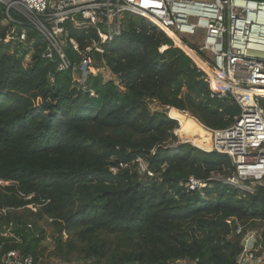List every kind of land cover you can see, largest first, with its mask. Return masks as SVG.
<instances>
[{"label":"trees","instance_id":"trees-1","mask_svg":"<svg viewBox=\"0 0 264 264\" xmlns=\"http://www.w3.org/2000/svg\"><path fill=\"white\" fill-rule=\"evenodd\" d=\"M4 20L0 4V181L10 182L0 184V264L11 250L37 264L44 221L55 229L51 257L60 264H238L247 231L260 229L264 253V185L248 194L212 179L233 173L231 158L193 143L172 150L176 112L149 108L187 112L208 129H225L240 114L184 51L128 15L127 30L104 45L103 66L116 79L93 74L78 85L72 70L42 58L34 33L24 67L27 52L11 51ZM68 30L82 49L99 40L88 24ZM67 55L80 60L73 49ZM139 158L153 177L139 176ZM119 163L127 168L113 174ZM191 177L207 186L189 190Z\"/></svg>","mask_w":264,"mask_h":264},{"label":"built area","instance_id":"built-area-1","mask_svg":"<svg viewBox=\"0 0 264 264\" xmlns=\"http://www.w3.org/2000/svg\"><path fill=\"white\" fill-rule=\"evenodd\" d=\"M0 4L5 8L3 24L9 27L11 51H26L29 66L35 44L30 33L36 32L44 44L42 58L57 61L59 72L72 70L73 82L78 85H85L90 75L97 74L96 64L104 62V45L127 30V16L144 19L149 32L163 33L173 48L193 60L205 82L218 85L219 99L230 96L240 108L232 125L210 129L212 152L229 156L234 166L231 175L212 174V179L248 194L255 192L251 184L264 182V0H0ZM86 24L95 29L99 40H87L82 49L70 36L68 25ZM66 45L80 57L78 64L69 59ZM169 48L164 45L159 51L163 54ZM96 52L102 54L101 62L96 61ZM180 144L173 143L170 148L178 149ZM135 163L153 177L143 159ZM125 168L127 165L119 163L110 171L116 174ZM206 186L194 177L186 184L192 191ZM241 231L238 227L237 233ZM260 237L261 231H247L238 264H264V253L258 255ZM3 263L36 264L20 250L7 252Z\"/></svg>","mask_w":264,"mask_h":264},{"label":"rangeland","instance_id":"rangeland-1","mask_svg":"<svg viewBox=\"0 0 264 264\" xmlns=\"http://www.w3.org/2000/svg\"><path fill=\"white\" fill-rule=\"evenodd\" d=\"M32 33L36 34V32H32ZM36 35H38V34H36ZM70 49H72V47L70 45L65 46L66 53ZM20 55L23 56V65H24V67L27 68L29 62H28L27 58L25 59L26 55L23 53H21ZM79 62H80V60L77 62V64ZM96 67L98 69L97 74L101 75L104 81L107 82L109 80H115L116 79V77L113 76L110 72H108L107 68L104 67L103 65L96 64ZM149 108L151 109L152 112H163V111L167 112V110H166L167 107L166 108L161 107V105L157 102H149ZM175 132H177V131H175ZM184 135L187 136L188 132H185ZM176 137H177V141L173 142V143L179 144L180 143L179 136L176 135ZM136 170H138L139 176H141L142 179H145V173L143 171V168L137 166ZM0 184L1 185H8V184H10V182L0 181ZM257 185H264V182H261L259 184H256V183L251 184V187H252L251 189L254 190V188ZM28 207L33 211L37 210L34 206H28ZM40 225H42L45 228V230L47 232V238L42 243V246H41L42 250L43 249L45 250L43 253L44 256L37 261V264H60V262L57 258L51 257V254L55 251V237L57 236L55 233V229L52 228L51 226H49L48 222H46V221L40 223ZM260 230H258V231H260ZM69 238H70L69 233H63V240L64 241L68 240ZM178 264H193V263H191V262H179Z\"/></svg>","mask_w":264,"mask_h":264},{"label":"bare ground","instance_id":"bare-ground-1","mask_svg":"<svg viewBox=\"0 0 264 264\" xmlns=\"http://www.w3.org/2000/svg\"><path fill=\"white\" fill-rule=\"evenodd\" d=\"M159 109V108H158ZM176 112L175 121L178 122L179 128L176 130L179 140L182 144L193 143L202 150L213 151V139L210 129L204 127L197 119L192 117L189 113L179 111L175 108H167ZM188 132L185 136L184 133Z\"/></svg>","mask_w":264,"mask_h":264},{"label":"water","instance_id":"water-1","mask_svg":"<svg viewBox=\"0 0 264 264\" xmlns=\"http://www.w3.org/2000/svg\"><path fill=\"white\" fill-rule=\"evenodd\" d=\"M94 57H95L97 62H101L102 61V54L100 52H96ZM167 108H169V107H167Z\"/></svg>","mask_w":264,"mask_h":264}]
</instances>
